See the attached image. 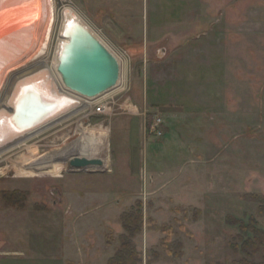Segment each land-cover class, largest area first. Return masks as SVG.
Returning <instances> with one entry per match:
<instances>
[{
    "label": "rangeland",
    "instance_id": "obj_1",
    "mask_svg": "<svg viewBox=\"0 0 264 264\" xmlns=\"http://www.w3.org/2000/svg\"><path fill=\"white\" fill-rule=\"evenodd\" d=\"M52 1L36 63L68 91L56 65L71 9L120 59L122 84L0 154V264H107L137 200L143 264H264V0H252L258 12L244 0ZM183 3L197 9L179 24L144 26L178 18ZM36 63L8 75L0 102ZM85 137L105 140L104 166H70Z\"/></svg>",
    "mask_w": 264,
    "mask_h": 264
},
{
    "label": "bare ground",
    "instance_id": "obj_2",
    "mask_svg": "<svg viewBox=\"0 0 264 264\" xmlns=\"http://www.w3.org/2000/svg\"><path fill=\"white\" fill-rule=\"evenodd\" d=\"M53 11L52 0H0V93L11 72L17 71L29 62L36 63V59L45 52L51 32L48 26L53 21ZM64 18L66 21L64 30L72 22H80L88 29L79 15L71 9L66 10ZM90 32L101 40L91 30ZM67 41L63 37L60 44L56 74L68 91L58 87L56 78L46 66H43V61L14 74L11 79L0 102V154L76 112L81 104L82 107L85 105V101L94 102L107 94L86 98L66 87L60 71V51L63 43ZM118 60L120 61L119 58ZM120 80L121 78L117 87L122 84ZM102 137L105 138L106 133H103ZM104 141L101 139L97 144H92L85 137L74 146L73 155L100 158L97 157V153L100 155L102 152Z\"/></svg>",
    "mask_w": 264,
    "mask_h": 264
},
{
    "label": "water",
    "instance_id": "obj_3",
    "mask_svg": "<svg viewBox=\"0 0 264 264\" xmlns=\"http://www.w3.org/2000/svg\"><path fill=\"white\" fill-rule=\"evenodd\" d=\"M63 37L68 41L60 51V71L66 87L86 98L99 97L117 87L122 70L114 52L80 22L68 24ZM69 163L73 169L105 165L101 158L88 157H74Z\"/></svg>",
    "mask_w": 264,
    "mask_h": 264
},
{
    "label": "trees",
    "instance_id": "obj_4",
    "mask_svg": "<svg viewBox=\"0 0 264 264\" xmlns=\"http://www.w3.org/2000/svg\"><path fill=\"white\" fill-rule=\"evenodd\" d=\"M150 125L151 122H149V126ZM17 194L23 195L21 191H17ZM24 195L26 194L24 193ZM262 209L264 211V208ZM121 219L123 220L126 231L121 235V245L116 248L115 254L109 259L107 264H143V253L137 250L134 240L144 222L143 202L141 200H137L136 205H133L129 210L125 211L121 215ZM255 231L256 235L260 237L262 243L264 244V231ZM233 264L249 263L246 260H241L236 261Z\"/></svg>",
    "mask_w": 264,
    "mask_h": 264
},
{
    "label": "crops",
    "instance_id": "obj_5",
    "mask_svg": "<svg viewBox=\"0 0 264 264\" xmlns=\"http://www.w3.org/2000/svg\"><path fill=\"white\" fill-rule=\"evenodd\" d=\"M185 2V1H184ZM252 2V0H244V5L245 4H249L248 5V10L249 11H256L257 10V12L258 11H260L261 10V7H257L256 8V6H255V4H254V2L253 3H251ZM255 6V7H254ZM183 7V9L180 11L181 12V15L180 16H178V18H168V17H166L165 19H166V21L165 22H162V23H157V24H153V21L154 20H152L151 22H150V18L148 17V19L145 21V23H144V26L145 27H147V29H148V27L150 26V27H154V26H158V25H160V26H166V27H170V26H172V25H174V23H178L179 24V22H180V18L181 17H184V16H186V14L187 13H190L192 10H194V9H197V8H192V6L189 4L188 5V3L187 4H185V3H183L182 4V6H181V8ZM163 11H164V9H163ZM257 12H256V15H258L257 14ZM183 14V15H182ZM185 18V17H184ZM183 18V19H184ZM179 20V21H178ZM189 20V19H188ZM148 22V24L146 25V23ZM216 22H218V21H216ZM208 23V22H207ZM207 23L205 24V26L207 25ZM229 23V22H228ZM180 24H182V25H184L185 27L187 26V27H189L190 25H191V23H190V20L189 21H187V20H183ZM176 25V24H175ZM203 23L201 22L200 24H198V26H201V27H203ZM245 26L246 27H248V28H250V27H252V26H261V21H260V19H258V20H255V19H253V18H251V17H249V19L248 20H246L245 21ZM212 27H214L213 26V23L210 25V32H213V30H212ZM215 27H216V24H215ZM228 27V26H227ZM202 29V28H201ZM216 31V30H215ZM214 31V32H215ZM249 31V30H248ZM250 32H251V30H250ZM216 33H217V31H216ZM258 33H261V31L260 32H258ZM218 34V33H217ZM203 35H205V34H196V36H188V35H186V34H183V36L182 37H178V39H177V41H182V42H190V40H193V39H195V38H197V39H202L203 38ZM195 37V38H194ZM231 37V36H230ZM205 38H207V37H205ZM213 38H216V40H217V37H214L213 35H212V33H211V39L213 40ZM157 103H159V105H163V104H166V103H164V102H160V101H157ZM167 105V104H166ZM169 106V104L166 106V107H168ZM169 108H173L172 106H169ZM170 110H173V109H170Z\"/></svg>",
    "mask_w": 264,
    "mask_h": 264
},
{
    "label": "built area",
    "instance_id": "obj_6",
    "mask_svg": "<svg viewBox=\"0 0 264 264\" xmlns=\"http://www.w3.org/2000/svg\"><path fill=\"white\" fill-rule=\"evenodd\" d=\"M102 105L98 106L96 111L97 112H103V110L106 109V105L107 104H103L101 103ZM164 123V120L162 118H155L151 127H150V131L153 135H160L162 133V125Z\"/></svg>",
    "mask_w": 264,
    "mask_h": 264
}]
</instances>
